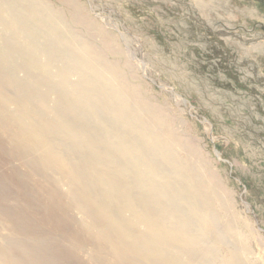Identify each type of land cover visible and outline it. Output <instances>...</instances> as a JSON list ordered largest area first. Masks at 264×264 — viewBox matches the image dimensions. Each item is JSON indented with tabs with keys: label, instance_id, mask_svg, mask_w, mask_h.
<instances>
[{
	"label": "bare ground",
	"instance_id": "obj_1",
	"mask_svg": "<svg viewBox=\"0 0 264 264\" xmlns=\"http://www.w3.org/2000/svg\"><path fill=\"white\" fill-rule=\"evenodd\" d=\"M77 34L44 0H0V65L9 69L0 71V135L40 170L46 218L79 211L81 233L114 264H253L190 143ZM8 88L22 96L13 109Z\"/></svg>",
	"mask_w": 264,
	"mask_h": 264
},
{
	"label": "rangeland",
	"instance_id": "obj_2",
	"mask_svg": "<svg viewBox=\"0 0 264 264\" xmlns=\"http://www.w3.org/2000/svg\"><path fill=\"white\" fill-rule=\"evenodd\" d=\"M44 1L172 121L192 146L191 160L219 188L253 264H264V0ZM13 74L22 78L24 70ZM5 93L15 108L20 92ZM27 157L0 135V257L14 264H114L81 233L79 211L52 210L46 218L47 187ZM66 187L61 181L58 188Z\"/></svg>",
	"mask_w": 264,
	"mask_h": 264
}]
</instances>
